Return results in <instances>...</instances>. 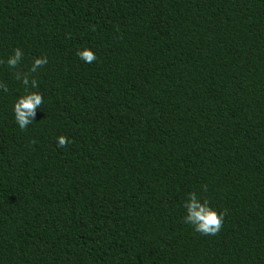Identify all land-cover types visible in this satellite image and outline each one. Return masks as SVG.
<instances>
[{
	"label": "trees",
	"instance_id": "obj_1",
	"mask_svg": "<svg viewBox=\"0 0 264 264\" xmlns=\"http://www.w3.org/2000/svg\"><path fill=\"white\" fill-rule=\"evenodd\" d=\"M15 48L48 63L26 130L0 64V264H264V0H0Z\"/></svg>",
	"mask_w": 264,
	"mask_h": 264
},
{
	"label": "clouds",
	"instance_id": "obj_2",
	"mask_svg": "<svg viewBox=\"0 0 264 264\" xmlns=\"http://www.w3.org/2000/svg\"><path fill=\"white\" fill-rule=\"evenodd\" d=\"M23 51L20 48H15L13 53L8 56L7 60H0V64H6L12 70L14 78L21 82L25 93L19 95L13 105L15 122L21 130H26L32 124L36 116V109L42 107L44 103L43 95L37 89L38 81L33 78L42 67L47 65V56H40L34 59L31 66L27 70L20 68L23 60ZM77 56L85 63L91 64L97 60L96 54L89 48L77 50ZM0 90L5 93L9 91L8 85L0 81ZM69 144V139L66 136L57 138V145L60 148H65ZM206 189V186H205ZM186 214L183 218L184 222L193 226L194 231L206 235H217L223 227L226 210L218 212L210 206L207 199L201 200L196 192L188 193L187 199L184 201Z\"/></svg>",
	"mask_w": 264,
	"mask_h": 264
}]
</instances>
